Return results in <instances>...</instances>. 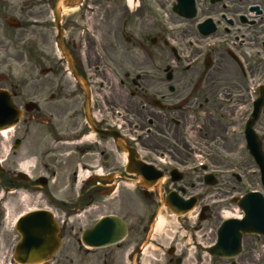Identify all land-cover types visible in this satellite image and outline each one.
I'll return each instance as SVG.
<instances>
[{"label":"flooded vegetation","instance_id":"af4514ba","mask_svg":"<svg viewBox=\"0 0 264 264\" xmlns=\"http://www.w3.org/2000/svg\"><path fill=\"white\" fill-rule=\"evenodd\" d=\"M30 4L33 67L7 85L19 119L0 137V264H19L21 220L36 213L57 226L47 264H264V160L246 149L264 98V0H81L62 28L74 70L55 60L50 0ZM24 9L0 0V46L23 40L1 22ZM251 135L264 159V106ZM251 170L255 234L229 224L238 247L213 256ZM173 201L192 210L177 217ZM105 216L125 237L91 247ZM160 216L181 230H156Z\"/></svg>","mask_w":264,"mask_h":264},{"label":"water","instance_id":"95a60500","mask_svg":"<svg viewBox=\"0 0 264 264\" xmlns=\"http://www.w3.org/2000/svg\"><path fill=\"white\" fill-rule=\"evenodd\" d=\"M79 0H56L55 2V16L56 27L58 28V11L57 5L62 2L66 6L74 5ZM59 45L60 38L58 41ZM259 112V106L255 108V116ZM17 116L16 110L12 106L11 98L7 92L0 91V130L10 128L15 123L14 117ZM252 140L248 139V147L252 149ZM254 153V152H253ZM253 196V197H251ZM255 199V195H250L244 198L241 202V206L245 213L243 227L245 232H255V203L251 199ZM247 199V200H246ZM249 199V200H248ZM251 200V201H250ZM34 221L31 225L23 227V249L20 252V257L30 260V264L43 263L49 259L51 254L55 251V225L53 218L48 214V217L43 219L39 214H33L25 218L28 222ZM36 224L35 226H33ZM125 231L124 225L120 224L117 219L113 217H107L101 220L97 226L88 234V237L92 241L93 246H104L115 243ZM29 236V237H28ZM218 253H222L223 250L217 248Z\"/></svg>","mask_w":264,"mask_h":264},{"label":"rangeland","instance_id":"374dc122","mask_svg":"<svg viewBox=\"0 0 264 264\" xmlns=\"http://www.w3.org/2000/svg\"><path fill=\"white\" fill-rule=\"evenodd\" d=\"M28 0H19V8H25L20 14H11V15H7L8 16H13L15 18H18L21 25L23 26V30L16 33V32H9V38L11 39V37L13 36H19L20 38H23V40H21L18 43H13L9 46H0V77L5 76V77H9V79H11L12 77H18L20 74V72H24V71H29L30 69H32V64L30 65L29 61H28V53H27V49L28 45H29V34H28V30H27V26H28V11L31 9L32 5L30 4L29 6L26 7V3ZM54 1L55 0H51V7L49 8V16L50 19L53 16V6H54ZM13 4V3H12ZM36 6V5H34ZM28 8V10H27ZM38 12L37 9L34 10V13ZM70 14V11L67 10L66 8L63 7V9L61 10V27L63 26V22L66 20L67 16ZM22 15V16H20ZM170 18V14H165L164 15V20L165 22L168 21ZM27 21V22H25ZM3 24V21L1 22V26ZM51 31H52V37H53V41L56 38V31L53 27V23H51ZM57 60V58L55 59ZM10 83V82H9ZM4 87L5 84H0V87ZM5 142V146H7V138L4 140ZM249 167V165H248ZM252 168V167H251ZM252 177L253 175L250 174L248 178L245 177V179L243 180V183L241 185L242 187V192H245L247 189H250L249 185L247 184L248 181H252ZM251 186V183H250ZM231 213V212H230ZM158 226H163L164 228L162 229L164 230H171V231H179L181 230V227H179L178 223H172L169 218H167V216H160L159 220H158ZM176 235V234H175ZM58 257V256H57ZM76 255H72V264H76ZM64 264H70L68 261L65 262ZM149 264V262H148Z\"/></svg>","mask_w":264,"mask_h":264},{"label":"bare ground","instance_id":"6f19581e","mask_svg":"<svg viewBox=\"0 0 264 264\" xmlns=\"http://www.w3.org/2000/svg\"><path fill=\"white\" fill-rule=\"evenodd\" d=\"M0 134L2 137H6V136H8V134H10V132L6 131V132H2Z\"/></svg>","mask_w":264,"mask_h":264}]
</instances>
